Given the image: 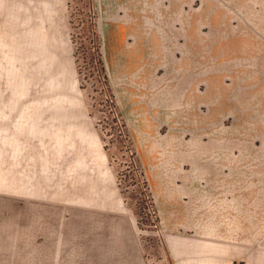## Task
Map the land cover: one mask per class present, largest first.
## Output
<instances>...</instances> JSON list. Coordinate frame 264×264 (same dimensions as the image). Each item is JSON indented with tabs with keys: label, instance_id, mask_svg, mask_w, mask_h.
Here are the masks:
<instances>
[{
	"label": "rangeland",
	"instance_id": "374dc122",
	"mask_svg": "<svg viewBox=\"0 0 264 264\" xmlns=\"http://www.w3.org/2000/svg\"><path fill=\"white\" fill-rule=\"evenodd\" d=\"M99 1L0 0V264H135L158 251L147 173L160 165L140 150L126 118V81L101 70L100 58L113 70L118 58ZM244 1L217 4L226 11ZM212 2L190 0L184 11ZM236 86L233 117H224L229 145L248 162L238 167L261 172L264 186V84ZM256 205L252 217L262 224H253V248L235 264H264V200Z\"/></svg>",
	"mask_w": 264,
	"mask_h": 264
},
{
	"label": "crops",
	"instance_id": "0c3cea01",
	"mask_svg": "<svg viewBox=\"0 0 264 264\" xmlns=\"http://www.w3.org/2000/svg\"><path fill=\"white\" fill-rule=\"evenodd\" d=\"M189 1H99L118 58L114 70L104 64L126 81L133 110L126 118L140 150L160 165L149 173L142 162L159 217L158 251L135 264H234L253 248V224H262L252 217L264 200L261 172L238 167L247 161L233 156L224 117H233L228 93L240 95L239 81L264 84V0L226 11L212 0L187 12ZM205 24L217 42L204 35Z\"/></svg>",
	"mask_w": 264,
	"mask_h": 264
},
{
	"label": "trees",
	"instance_id": "16d2710c",
	"mask_svg": "<svg viewBox=\"0 0 264 264\" xmlns=\"http://www.w3.org/2000/svg\"><path fill=\"white\" fill-rule=\"evenodd\" d=\"M99 61H101V70L105 73V77L107 78L106 66H105L102 58H100ZM234 264H235V262H234Z\"/></svg>",
	"mask_w": 264,
	"mask_h": 264
},
{
	"label": "bare ground",
	"instance_id": "6f19581e",
	"mask_svg": "<svg viewBox=\"0 0 264 264\" xmlns=\"http://www.w3.org/2000/svg\"><path fill=\"white\" fill-rule=\"evenodd\" d=\"M69 188V187H68ZM84 190V189H83ZM88 194V193H87Z\"/></svg>",
	"mask_w": 264,
	"mask_h": 264
}]
</instances>
